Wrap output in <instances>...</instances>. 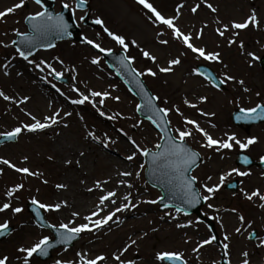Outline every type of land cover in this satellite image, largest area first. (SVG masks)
Returning a JSON list of instances; mask_svg holds the SVG:
<instances>
[{
  "label": "rangeland",
  "instance_id": "obj_1",
  "mask_svg": "<svg viewBox=\"0 0 264 264\" xmlns=\"http://www.w3.org/2000/svg\"><path fill=\"white\" fill-rule=\"evenodd\" d=\"M54 1L56 11H60L64 3L75 8V0ZM88 1L91 6L92 21L100 18L110 31L123 35L126 41L135 40L140 48L157 56L159 66H167V61L179 56L183 50L182 44L171 39L170 30H167L163 25L157 28L152 24L148 19L151 13L138 4L137 0ZM18 2L19 0H0V11L6 10ZM149 2L166 17L177 15L176 8L180 4H184V7L180 9L177 25L185 33H192L193 43L197 46L205 47L207 51L220 52L223 63L228 65L225 69L223 64L197 61L189 55L187 58L181 57L184 62L177 66L173 73H158L156 78L143 77L151 91L161 97V101L167 100L166 105L162 102L160 105L162 107H179L185 116L197 120L200 126L208 131L214 139H226L225 134H235L241 140L257 137L259 143L251 146L246 152L260 160L264 156V123L254 126L246 132L233 124L231 116L237 109V104L233 101H238L241 107H254L258 103H264V69L261 67V60L253 62L248 56L249 52H254L261 58L264 56V0H207V3H211L217 8V12L212 13L202 3L201 8L195 14L190 9L201 0H149ZM42 10L43 8L37 5L34 0H25L23 8L17 9L15 13L0 21V90L17 101V103H13L0 97V133L12 131L25 123H33L31 117L26 113H31L41 121L56 110H61L62 114L63 112H72V115L65 120L69 125L67 128L54 126L39 133L25 131L19 136L16 143L0 147V158L9 160L17 167H28L30 170L43 173V176L39 178L27 177L5 165H0V168H3V174L0 175V205L9 202L6 193L10 188L20 183L25 185L24 189L11 199L13 207H22L24 211L16 215L10 209L5 213H0V224L7 220L10 226L14 227L11 235L0 241V256L8 255L10 264H19L16 259L21 255L16 251L18 247L31 246L44 235H53L50 230L37 228L32 215L27 210V203L33 197L49 204L59 202L63 198L68 202L71 210L86 216L95 210L98 197L101 194L99 191L88 192L87 188L92 187L97 180L110 179L111 182L104 186L106 190L116 189L118 197L130 191L132 203L139 204V206L134 210L118 213L117 216L122 221L119 226L110 222L109 226L98 232L83 233L80 240L76 241L74 246L68 247L67 251L64 250L65 248L56 249L53 252V257L45 262L34 257L33 264H55L56 260H72L79 264L78 252L86 253L88 258H95L99 255L107 257V260L101 264H119L113 259V256L120 254L123 247L131 242V239L136 240L137 244L121 256L125 264L127 261H134L135 264H164L157 261L155 257L158 252L165 251L182 253L188 264H221V250L215 242L201 248L199 252L193 250L198 247L200 241L210 237L211 232L207 224L200 223L195 227L185 229L176 227L177 223L197 220V216H184L181 213L179 220H171L170 217L165 216V212L172 211L175 215L174 209H163L159 204L141 202L157 200L161 196V192L147 182L145 172H141L139 179L124 178L133 183L132 189L114 186L115 184L117 186V181L120 179L117 176V171L131 170L135 173L140 171L138 164L143 162V158L140 156H137L136 162H128L124 159L132 149L126 138L120 134L119 129L123 128L138 143L148 148H152L159 138L157 130L135 111V105L139 103L137 96L129 91L123 81L109 69L102 53H98L88 44L68 39L58 43L51 50H41L30 57L37 62L44 60L51 63L58 71L64 70L65 67L75 68L74 73L65 71L64 77L68 78L67 84L49 77L52 83H55L64 93V96L52 88L51 84L45 83L41 79V76L47 75V70L40 73L33 65H29L27 61L19 57L15 46L11 44L17 38L16 31L27 32L25 19ZM253 10L260 21L259 28L250 25L247 29L239 30L238 37H233V32L237 31L235 29L230 28L223 37L215 31L216 28H222L225 24L230 26L232 22L243 23ZM84 15V12L75 11V19L84 38L94 40L104 48H111L114 51L122 50L103 32L100 25L97 27L85 25L80 19ZM205 25L207 27H204ZM201 28H203V38L196 40V32ZM158 31L163 35L157 36ZM231 38H235L237 43L229 47L228 41ZM161 39L169 40V45L159 44L158 41ZM241 42L244 44L243 50L239 48ZM4 45L9 46L4 47ZM128 55L136 58L134 66L137 69L144 70L146 67H152L153 70H156V65L143 58L140 50L131 44ZM96 56L102 57L99 67L91 64L92 58ZM57 57L64 61L63 65L57 62ZM250 63H254V67L250 68ZM4 64H9V68L4 69ZM199 64L211 66L219 77H222L224 72H228L237 79H243L245 86L251 91L245 93L241 86L233 83L225 85V89L222 91H217L203 82L201 77L191 75L193 69ZM5 71L9 75H5ZM17 73H22V75H17ZM73 76L75 79L72 78ZM73 86L85 92L87 87L97 91L107 90L113 96H120L119 103L109 99L102 110L108 114L120 112L123 117H131V119L120 118L109 121L100 117L90 105L71 104V99L78 98L77 94L71 90ZM257 92L261 95L256 96ZM200 96H207L208 102L200 103L198 99ZM24 97H30L27 103H18ZM185 99L198 104L202 111L210 114L215 113V115L201 116L196 109L185 105ZM80 116L84 117L83 121L80 120ZM170 118L174 127L180 126V117L173 113ZM139 120H144V124L138 129L132 128L131 125ZM213 124L215 127L211 126ZM84 125L88 126L87 130H94L98 136L103 137V133H107L109 137L116 139L117 143L111 145L109 149H104L91 140H85ZM188 143L202 155V162L193 173L198 178V186L202 195L208 194L203 191L201 185L217 183L218 176L223 172L232 168L251 172V175L247 177L235 175L229 177L228 182L236 178L241 181L239 191L234 193L222 188L213 199L207 201L213 205V208H208L205 203L203 212L211 218L217 217L214 222L220 241L222 244H229L226 255L228 264H243L245 259L249 261V264H264V247H258L264 241V208L260 207V204L264 202L255 197L249 201L244 195L245 192L250 194L256 189L264 194V170L257 167L247 169L236 166V155L241 152L238 148L222 152L202 148L201 144L204 143V140L195 132ZM62 145L65 150L61 152ZM82 151L85 153L84 157L79 155ZM25 156L28 157L27 163H23ZM49 157L52 159L50 160ZM67 160H72V165H67ZM77 160L80 161L78 166L83 170V178L77 175L73 176L68 185L70 188L68 196L63 197L58 193L60 190L55 188V184L68 183L66 175L71 173L72 168L78 169ZM111 161L113 162L111 163ZM209 175L213 177L211 181L206 179ZM44 179H47L49 183L43 184ZM74 191H83L85 195H73ZM120 203L121 200L117 199V205ZM114 207L110 206L108 211ZM215 209H219V211L217 212ZM231 209H236V212H232ZM88 212L90 213L88 214ZM45 214L50 223L57 225L61 222L68 223L71 219L69 212H65L63 215L59 212ZM239 215L244 216L245 223L242 224L239 221ZM162 216L165 218L161 219ZM81 222H83L81 219H77V223ZM249 224L251 227H248ZM238 227L241 228L240 233L235 231ZM153 228L157 231H152ZM255 229L258 231V237L256 241L252 242L248 236ZM144 232H147L148 235L141 238ZM225 234L229 236L228 241L223 239ZM186 240L189 242L185 243ZM243 252H248V256L244 257ZM137 255L140 258L135 260L134 257Z\"/></svg>",
  "mask_w": 264,
  "mask_h": 264
},
{
  "label": "snow or ice",
  "instance_id": "obj_2",
  "mask_svg": "<svg viewBox=\"0 0 264 264\" xmlns=\"http://www.w3.org/2000/svg\"><path fill=\"white\" fill-rule=\"evenodd\" d=\"M34 2L43 8V11H39L34 15H29L26 19L30 25L31 31L24 33L19 30L16 31V36L19 38L18 40H13L11 44L16 46V52L19 57H21L24 61H27L29 65H33L35 69H37L40 73H44L47 70V75L41 76V79L48 84H51V87L54 88L61 96H64V93L57 87L55 83L49 79V77H53L55 80H63L65 71L75 72V68H67L64 70L58 71L56 67H54L51 63H48L44 60H40L37 62L34 59H30L34 55V50L38 51L40 48L51 49L55 47V44L52 42L45 43L46 38L56 35V36H71L72 33L69 29L72 27L69 24L63 14L53 15L48 11L47 8H44L43 0H34ZM87 3V0H78L75 5V8L68 3L63 4L64 9H68L75 15L76 9H83ZM137 3L142 5L144 9H146L151 15L148 19L159 28L163 25L167 30H170L171 39L179 42L183 46V50L180 52L179 56L173 57L167 61V66L161 67L157 64V56L153 55L149 51H146L140 48V45L137 44L135 40L126 41V38L123 35L115 34L110 31L109 28L104 26V21L100 18H97L93 21L94 24L100 25L103 29V32L107 34L108 37L111 38L120 48L122 49V55L116 57L117 62L121 66L122 69L125 70V73L129 77L124 81L125 84H133L138 92L133 93L134 95H138L140 99V103L135 105V111L137 113H143L145 119L157 130L158 141L153 145L152 148H148L146 146H142L137 142L132 136L129 135L127 131H124L123 128L119 129L120 134L126 138L127 142L131 145V151L124 159L128 162H136L137 156L143 158V162L138 164L140 171H136L135 173L131 170H123L117 171V176L120 179L117 181V188H126L132 189L134 187L133 183L128 182L127 179L124 178H135L139 179L141 172H146L149 176L157 177L162 186H173L179 190L181 193L180 200L184 205L183 207L180 204H169L165 202V196H160L157 200H147L141 201L142 203L147 204H161L163 203L164 209H174L175 215L172 211L165 212V216L170 217L171 220H179V214H183L184 216H189L191 213L189 212V208H194L201 201L207 203V201L214 198L215 194L218 193L222 188L226 186V182H228L229 177L237 176V177H247L251 175L250 171H241L240 168H232L226 172L221 173L218 176V181L215 184L209 185L208 183H203L201 187L203 191L208 195H201L200 192L196 190V185L198 183V178L195 175H191V171L194 168L199 167V161L201 160V154L194 150L190 144L188 143L189 139L193 138V133L199 134L204 143L201 144L202 148L213 149L216 152H222L224 150L232 151L235 148H238L241 152H246L251 146L259 143V139L257 137H248L244 140L238 139L235 134H225L226 139H214L212 135L209 134L204 128L200 126V123L197 120L190 119L184 115V113L180 110L179 107H161V102L163 104H167V100L161 101V97L159 95L152 94L146 87L143 77H152L156 78L158 73L169 74L173 73L174 69L177 66H180L184 61L181 57L187 58L191 55L197 61H206L209 63H219L223 64V67L226 69L228 67L227 64L223 63L221 58V53L217 51H207L205 47L197 46L193 43V35L192 33H185L181 30V28L177 25L176 21L179 19L180 9L184 7V4H180L176 8L177 15L172 17H166L163 15L157 8L149 2V0H137ZM204 4L212 13L217 12V8L213 6L211 3H207V0H201L200 3H196L190 11L195 14L201 8V4ZM25 4V0H19L14 6L7 8L4 11H0V21H2L6 16L15 13L17 9L23 8ZM81 21L85 20L84 16L80 17ZM219 23V22H218ZM260 21L258 20L255 11L248 16V18L243 23L232 22L229 26L228 24L223 25L222 28H216V32L219 36L223 37L226 32L231 29H235L237 31L233 32V37H238L240 32L239 30L247 29L250 25L256 28H259ZM204 27H207L205 25ZM163 35L162 32H157V36ZM203 38V28L199 29L196 32L195 39L201 40ZM84 42L90 45L93 49L97 50L98 53H103L104 56H113L114 50L111 48H104L100 43H96L94 40L85 38ZM159 44L167 46L169 45V40L161 39L158 41ZM237 41L235 38H231L228 41L229 47L233 44H236ZM130 44L138 48L146 60L150 61L152 64L156 65V70H153L152 67H146L144 70L137 69L134 65L136 63V58L128 55L130 51ZM9 45H4V47H8ZM239 48L243 50L244 44L241 42L239 44ZM248 56L251 58L253 62H257L261 60L260 56H257L254 52H249ZM57 62L61 65L64 64L63 60H60L58 57L56 58ZM102 57L96 56L91 60V64L96 65L97 67L101 64ZM111 67V65H109ZM249 67H254V63H250ZM4 69L9 68V64L3 65ZM5 75H9L7 71L4 73ZM121 73L118 72L117 75ZM17 75H22V73H17ZM191 75L196 77H201L203 82H206L212 88L217 91H222V86L227 85L229 83H233L235 85H239L242 87L243 92L248 93L251 90L245 86V81L243 79H237L234 75L229 74L228 72H224L222 77H219L213 74L211 71H201L200 67H196L193 69ZM75 79V76L72 77ZM114 87V86H113ZM78 96L76 99H71L70 103L77 106L90 105L96 113L102 118H105L109 121H115L117 119H131V117H123L120 112H115L112 114H108L105 110H102L105 106L107 100L111 99L117 103L120 102V96H113L110 91H97L93 89H88L86 87V92L81 91L80 88L75 86L71 89ZM129 91H132L129 88ZM256 96H260L259 92L255 93ZM0 97L5 101H11L13 103H17V101L6 95L4 91L0 90ZM99 98V99H97ZM30 97H24L18 101V103L23 104L27 103ZM200 103H207V96L198 97ZM237 104L238 111L234 115V119L237 122H255V121H264V103H258L254 107H241L239 106L238 101H233ZM184 103L187 107L196 109L201 116H214L215 113H207L202 111L199 108V105L196 103H191L187 99L184 100ZM175 113L176 116L180 117L181 123L179 127H174L172 125L171 115ZM31 117L33 123H25L21 126L14 128L12 131L0 133V137L3 138L4 141H15L19 138V136L23 132L30 133H39L44 132L46 129L53 128L54 126L67 128L69 125L65 122L67 117L72 115V112H63L61 110L53 111L50 115L44 117L43 121L38 120L35 116H32L31 113H26ZM81 121H83L84 117H79ZM144 124V120H139L136 123L132 124L131 127L134 129H138L141 125ZM190 126V127H189ZM215 127V125H211ZM86 129V135L84 137L85 140H91L96 144L102 146L104 149H109L111 145H115L117 143L116 139L109 137L107 133H103V137L98 136L94 130H87L88 126L84 125ZM59 135V133H57ZM81 157L85 156V153L82 151L79 154ZM51 160L52 157H49ZM240 161L244 165H250L252 161L249 159L247 155L239 157ZM261 163H264V156L260 158ZM28 157H24L23 163H27ZM72 160H67V165H72ZM76 164L79 165L80 161L77 160ZM0 165H5L10 169H13L17 173H22L27 177H42L43 173L39 171L30 170L28 167H17L16 164L11 163L7 159L0 158ZM3 174V168H0V175ZM208 181H211L213 177L211 175L206 178ZM43 184H48L49 181L44 179ZM111 181L109 180H97L94 182L92 187L87 188L88 192L99 191L101 194L98 197V203L95 206V210H93L89 215L80 217V213L73 211L71 213V219L68 223H59L53 224L48 223L45 220V217L42 215L41 210L45 213L51 212H60L62 207H68L67 201L56 202V203H43L40 200L33 197L30 201L31 205L35 206L33 209L36 217V227L40 229H50L53 233L52 236L44 235L41 239L33 243L31 246H21L17 248V252L21 255L17 256L16 259L19 261V264H33L34 257H48L50 250L54 249L57 245L60 246H70L72 242L81 237V234L86 232H98L104 229L106 226L111 223L119 226L122 221L118 218L117 214L122 212H127L134 210L139 206V204L132 203V193L129 191L127 194H124L120 197L117 196V190H106L105 185L109 184ZM84 183V181H81ZM155 186V184L153 185ZM232 188H236V184L229 185ZM25 185L20 183L10 188L6 195L9 199V202L3 203L0 205V213H5L9 209L11 212L16 215L20 214L24 211L22 207H13L11 203L12 197L16 195V193L23 190ZM55 188L57 190H67L68 185L65 183H57L55 184ZM39 191V189H37ZM247 200L252 201L253 198H258L260 201L264 202V194L261 193L259 189H256L249 193H244ZM18 198V197H17ZM117 199L121 200V203L117 205ZM110 206H115L111 211H108ZM208 208H213V205L207 203ZM260 207L264 208V203L260 204ZM215 211H219V209H215ZM232 212H236V209H231ZM105 213L104 215H101ZM165 217L162 216L161 219ZM77 219H82L83 222L77 223ZM213 220L217 219V217L213 216ZM239 221L243 224L245 223V218L243 215L238 216ZM204 223L202 220H189L186 223H177L176 227L180 229L192 228L195 225ZM248 227H251L249 224ZM109 227V231H110ZM152 231H157V229L153 228ZM211 231V229H210ZM237 233L241 232V228H236ZM10 232V224L9 221H5L0 224V236H5ZM148 233L144 232L143 236H147ZM255 233L249 235V239H252V236ZM131 239V238H130ZM224 241L229 240V236L227 234L223 237ZM217 240L215 235H210L209 238H205L199 242L198 247L193 249L196 252H199L201 248L205 246L213 244ZM189 241H185L188 243ZM137 241L131 239V242L123 247L120 254L114 255L113 259L118 261L119 264H125V261L121 259V256L128 252L129 248L133 245H136ZM229 247L228 243L223 244V248L226 250L225 255H227V249ZM258 247H264V241H262ZM67 251V247L64 249ZM242 255L244 257L248 256V252H243ZM77 257H79V264H101V262L106 261L107 257L103 255L96 256L95 258H88L86 253H77ZM155 259L160 262H172V264H187V262L183 259V254L179 252H158L156 254ZM0 264H10V256L3 255L0 256ZM55 264H76V261H62L56 260ZM127 264H135L134 261H127ZM243 264H249V261L245 259Z\"/></svg>",
  "mask_w": 264,
  "mask_h": 264
},
{
  "label": "water",
  "instance_id": "obj_3",
  "mask_svg": "<svg viewBox=\"0 0 264 264\" xmlns=\"http://www.w3.org/2000/svg\"><path fill=\"white\" fill-rule=\"evenodd\" d=\"M77 2H78V0H77ZM87 8H88V3H86L85 7H84L83 9H81V10H86ZM47 9H48V11H49L50 13H52L53 15H56V13L54 12L52 6H48ZM58 14H63L65 20H66L69 24L72 25V27L69 29V31L72 33V35H73L74 37H76V38H80V37H79V29L77 28V26H76V24H75V21H74V17H73V15H71V14L69 13V10L63 8V11L60 12V13H58ZM27 24L29 25L28 22H27ZM29 27H30V25H29ZM30 30H31V28H30ZM68 37H69V36H63V37H60V36L53 35V36H50V37L46 38L45 43H47V42L50 41V42H52V43L55 44L57 41L62 40V39H66V38H68ZM18 39H19V38H18ZM44 49H45V48H44ZM35 51H36V50H34V52H35ZM122 54H123L122 52H114L113 56H105V58H106L107 63H108L109 65H111V69L114 70L116 73L120 72L121 74L119 75V77L122 78V79L125 81V80L128 79L129 77H128L127 74L125 73V70L121 68V66L119 65V63L117 62V59H116V57H118V56H120V55H122ZM262 66H263V68H264V58L262 59ZM199 67H200L201 71H211L213 74H215V72H214L211 68H209V67H207V66H199ZM215 75H216V74H215ZM127 85L129 86V88L132 89V91H133L134 93L138 92V89H137L133 84H127ZM146 87H147V86H146ZM147 89H148V88H147ZM137 96H138V95H137ZM138 97H139V96H138ZM236 112H237V111H236ZM236 112H235V113H236ZM235 113H234V115H235ZM140 114H141L143 117H145L144 114H143L142 112H141ZM233 119H234V116H233ZM234 121H235L238 125L246 124L247 126H251V125H253V124H255V123H259V122H261V121L247 122V123H246V122H237L235 119H234ZM15 141H16V140H15ZM5 142H10V141H4L3 138L0 137V145L3 144V143H5ZM244 155H245V154H240L239 156L242 157V156H244ZM247 156H248V155H247ZM248 157H249V156H248ZM249 159L252 161V163H251L250 165H246V166H252V165L258 164V163H256L255 161H253L252 158L249 157ZM199 162H200V161H199ZM237 163H238V164H242L241 161H240V159L237 161ZM259 165H261V166L264 167V163H259ZM191 172H192V171H191ZM147 178H148V180H149L153 185L155 184V186H158V187H160V188L163 190V194L165 195V202H167V203H169V204H180L182 207L184 206V205L181 203V200H180L181 193L179 192V190H178L177 188H175V187H173V186H171V185H169V186H162L160 180H159L157 177H155V176H149V175L147 174ZM233 184H236V188H232V187H230V186H229L230 184L227 185V188H232V189H234V190H237V188H238V183L235 182V183H233ZM196 190L198 191L197 187H196ZM202 204H203V201H201V203L198 204L196 207H194V208H189L188 210H189L190 213H197V214L199 215L200 219L205 220V221H209V222H210L209 219H207V218H205V217H203V216L201 215L200 208H201ZM28 207H29V210H30V211L33 213V215L35 216V213H34V211H33V209L35 208V206H33V205H31V203H29ZM41 213H42V215L45 217V215L43 214L42 211H41ZM35 219H36V217H35ZM45 220H46V219H45ZM46 222H47V221H46ZM12 230H13V228L10 227V232H9L8 234H6L5 236H0V240L4 239L7 235H9V234L11 233ZM76 240H77V239H76ZM74 241H75V240H74ZM74 241L72 242V244L74 243ZM58 246H60V245H57L56 247H58ZM52 250H53V249L50 250V253H49V256H48V257H40V258L43 259V260H46L47 258H49V257L51 256V252H52ZM165 262L172 264V262H168V261H165ZM177 264H178V262H177Z\"/></svg>",
  "mask_w": 264,
  "mask_h": 264
},
{
  "label": "bare ground",
  "instance_id": "obj_4",
  "mask_svg": "<svg viewBox=\"0 0 264 264\" xmlns=\"http://www.w3.org/2000/svg\"><path fill=\"white\" fill-rule=\"evenodd\" d=\"M63 146V145H62ZM62 150H61V152L62 151H64L65 150V147L63 146L62 148H61ZM109 158V157H108ZM113 161H111V163H112ZM86 164V163H85ZM77 167H78V169L77 168H72V170H71V173H69V174H67L66 175V181L68 182V183H66V182H64L65 184H67V185H69V182H70V179L73 177V176H75V175H77V176H79V177H82L83 178V170L77 165ZM82 170V171H81ZM111 186V185H110ZM115 187H117L116 186V184L114 185ZM68 189H70L69 187L67 188V190L65 191V190H60V191H58V193L59 194H61V196H63V197H66V196H68V193H69V191H68ZM87 191V190H86ZM86 191H85V193H86ZM73 195H76V196H79V195H85L84 193H83V191L82 192H79V191H74L73 192ZM61 202L62 201H65L63 198L60 200ZM59 201V202H60ZM69 205V204H68ZM69 210H71V208H70V206H68V207H62L61 208V211L59 212L60 214H64L65 212L67 213V212H69L70 214H69V217H71V213L74 211V210H71V211H69ZM90 212H88V214H89ZM83 216H85L83 213L80 215V217L82 218ZM72 218V217H71ZM78 220H80V219H78ZM82 220V219H81Z\"/></svg>",
  "mask_w": 264,
  "mask_h": 264
}]
</instances>
